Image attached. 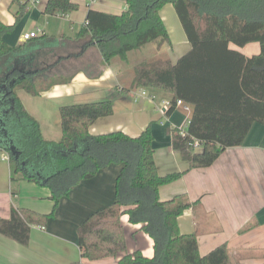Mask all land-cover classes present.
Segmentation results:
<instances>
[{
  "label": "trees",
  "instance_id": "obj_1",
  "mask_svg": "<svg viewBox=\"0 0 264 264\" xmlns=\"http://www.w3.org/2000/svg\"><path fill=\"white\" fill-rule=\"evenodd\" d=\"M167 4L174 6L191 49L176 63L159 59L137 64L132 86L171 94L166 115L174 112L178 100L191 105L187 136L172 131L173 148L190 169L208 168L227 149L242 146L254 124L264 126V0H126L127 10L121 15L90 9L79 29L82 50L96 44L104 64H109L116 58L127 60L129 53L149 44L171 45L161 17ZM76 10L71 0H49L45 13L56 16ZM12 30L0 22V154L9 156L12 179L49 188L55 210L81 181L112 164L122 166L115 202L78 228L82 258L98 261L126 251L121 218L127 215L130 223L143 224L142 230L153 240L154 256L135 251L118 264H235L227 244L203 256L198 235L180 233L178 219L191 206L186 196L160 201V187L182 175H159L150 127L136 138L122 132L90 134L97 120L113 115L110 98L61 107V140L43 138L18 91L39 96L70 79L57 80L49 59L41 65L35 49L8 46L3 37ZM253 43L260 46L258 54L239 51ZM194 139L204 142L200 151L191 150ZM52 217L54 211L45 216L13 209L9 219L0 220V234L26 247L32 225H45Z\"/></svg>",
  "mask_w": 264,
  "mask_h": 264
},
{
  "label": "crops",
  "instance_id": "obj_2",
  "mask_svg": "<svg viewBox=\"0 0 264 264\" xmlns=\"http://www.w3.org/2000/svg\"><path fill=\"white\" fill-rule=\"evenodd\" d=\"M48 1L0 0V22L13 27L12 32L4 35V42L10 47L26 45L25 50L35 49L41 65L49 59L47 62L52 65V74L58 76L57 80L70 79L68 83L53 85L39 96L18 91L26 110L39 122L43 138L51 142L61 140V107L110 98L113 115L97 120L90 134L97 137L122 132L136 138L150 127L159 175H182L160 187V201L184 195L191 203L178 219L180 233H196L203 256L227 244L235 264L264 263V126L254 124L244 144L227 149L212 166L190 169L173 148L172 131L186 125L192 113L177 107L166 115L163 104L171 101V94L132 86L137 64L159 59L176 63L191 49L174 6L167 4L161 10L171 45L158 48L149 44L129 53L127 60L116 58L104 64L96 44L82 50L84 40L79 36V29L85 25L90 9L121 15L127 10L126 0H96L94 3L71 0L78 10L56 16L45 13ZM16 13L21 16L18 22ZM37 29L42 31L37 39L23 41V34ZM239 51L251 56L260 52V46L253 43ZM70 62H81L85 66L69 73L65 65ZM142 91L145 96H141ZM3 155L8 154H0V220L9 219L13 209L45 216L54 211V217L45 225H32L31 239L26 247L0 234V264H118L124 256L135 251L146 258L154 256L153 240L142 230L143 224H132L125 215L121 225L126 236V251L98 261L82 258L78 228L95 212L115 202L121 165L112 164L94 178L81 181L54 210L51 190L12 179L10 162L2 160Z\"/></svg>",
  "mask_w": 264,
  "mask_h": 264
},
{
  "label": "built area",
  "instance_id": "obj_3",
  "mask_svg": "<svg viewBox=\"0 0 264 264\" xmlns=\"http://www.w3.org/2000/svg\"><path fill=\"white\" fill-rule=\"evenodd\" d=\"M96 0H91V3H94ZM42 31L40 29H37L36 31H33V32H28V33H25L23 34L22 36V39L23 41L25 42H28L30 40H33V39H36L38 38L40 35H41ZM146 93L145 91H142L141 93V96H145ZM177 107H182L184 111H186L188 114H191L192 113V107L191 105L183 102L182 100H178L177 101ZM172 106L171 104V101H165L164 104H163V107L165 108L166 112L169 110V108ZM190 123V118H187V122H186V125H184L183 127H181L179 129V133L181 136L185 137L187 136V127ZM204 146V142L200 141V140H197V139H194L192 141V143L190 144V147H191V150L196 152V151H200ZM2 160H9V156L8 155H3L1 157Z\"/></svg>",
  "mask_w": 264,
  "mask_h": 264
},
{
  "label": "rangeland",
  "instance_id": "obj_4",
  "mask_svg": "<svg viewBox=\"0 0 264 264\" xmlns=\"http://www.w3.org/2000/svg\"><path fill=\"white\" fill-rule=\"evenodd\" d=\"M84 63L81 62H70L69 64L65 65V69L69 71V73H73L75 70L83 68ZM71 104H75V103H71ZM80 104V103H78Z\"/></svg>",
  "mask_w": 264,
  "mask_h": 264
}]
</instances>
